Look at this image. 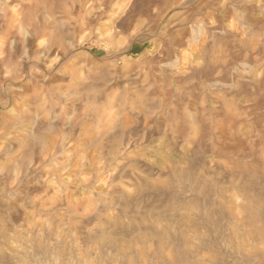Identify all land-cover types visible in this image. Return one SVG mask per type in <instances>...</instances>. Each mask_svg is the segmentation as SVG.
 <instances>
[{
	"label": "rangeland",
	"instance_id": "1",
	"mask_svg": "<svg viewBox=\"0 0 264 264\" xmlns=\"http://www.w3.org/2000/svg\"><path fill=\"white\" fill-rule=\"evenodd\" d=\"M11 1L0 264H264V123L227 80L264 81V0H206L190 18V0H161L127 32L131 0Z\"/></svg>",
	"mask_w": 264,
	"mask_h": 264
},
{
	"label": "bare ground",
	"instance_id": "2",
	"mask_svg": "<svg viewBox=\"0 0 264 264\" xmlns=\"http://www.w3.org/2000/svg\"><path fill=\"white\" fill-rule=\"evenodd\" d=\"M206 0H190V1H187V2H184L183 4L180 5V10L186 14L187 18H190L191 16L194 15V10L197 9V7H199V5L204 2ZM216 0H209V5L213 2H215ZM161 0H131V4H130V7H129V10L128 12L126 13V16L124 18H121L120 22H119V25L118 27L123 31V32H127L131 26L135 23L136 21V18H138L139 16H142V11H144V15H143V18L148 21V22H153L154 21V15L151 13V7L155 6V7H159V4H160ZM207 2V1H206ZM11 3H13V0L11 1ZM216 5V4H215ZM16 8V6L14 7ZM18 8V7H17ZM20 8H23L20 7ZM23 10H26V7L23 8ZM22 10V11H23ZM251 11V10H250ZM183 14V16H184ZM228 15V14H227ZM248 15V14H247ZM219 18V17H218ZM139 19V18H138ZM247 19V18H245ZM261 19V18H260ZM230 20V19H229ZM216 21V20H215ZM219 21V20H218ZM202 22V21H201ZM255 22V21H254ZM206 23V22H205ZM209 24V23H208ZM220 26H222L221 24H219ZM216 27V26H215ZM204 28L205 27H200L201 29V34L204 36V34L206 33H203L204 31ZM216 29V28H215ZM221 30V29H220ZM229 33V32H228ZM186 34V33H185ZM218 35V34H217ZM221 36V35H220ZM225 36V35H224ZM35 37H36V34L33 33V35L31 37H27L26 39V44L24 46L26 52H30L32 49H34V46H35ZM185 37V36H184ZM201 36L197 37L196 40L198 41L200 39ZM229 38V37H228ZM207 39V38H206ZM184 40V39H183ZM13 44L15 45V50H18L19 49V42H18V39L16 37L13 38ZM236 42V41H235ZM190 44V43H189ZM237 44V43H236ZM182 45H183V42H182ZM188 45V43H187ZM186 45V47H187ZM235 45V44H234ZM179 46V45H178ZM201 47V46H200ZM230 47V46H229ZM232 48V47H231ZM234 48V47H233ZM200 50V49H199ZM232 53V52H231ZM166 54V53H165ZM177 54V53H176ZM243 54V53H242ZM45 59L51 57V56H54V57H59L61 56L60 54L58 53H55L53 55V52L50 50L46 53L43 54ZM167 55V54H166ZM175 56V55H174ZM184 56L185 58L182 60L183 61V64L185 65L189 59H192L193 55L191 53H184ZM199 56V54H198ZM235 56V55H234ZM251 56V55H250ZM206 58V56H205ZM180 59H178L176 57L175 59V62H174V65L175 66H178L181 64L182 62ZM148 64V63H147ZM150 66V65H149ZM210 69V67H208ZM103 70V69H102ZM52 72V71H51ZM105 73V71H102V73ZM233 73V72H232ZM109 74V73H108ZM120 74V73H119ZM134 75V74H133ZM212 75V72L211 71H195L193 73V77L194 78H200V77H204V78H209L210 76ZM226 75V74H225ZM224 76V75H223ZM131 77V76H129ZM116 78V77H115ZM187 78V77H186ZM192 78V77H191ZM212 78V77H211ZM117 79V78H116ZM116 79H110V82L112 84H116L117 83V80ZM133 83L137 84L138 83V78H133ZM184 80V79H183ZM228 81L231 82L232 84V87H233V91L231 93L232 95V100L235 101L237 100L238 98H242V97H247L248 100L251 101V104H250V107L249 108V114L253 117V122L255 124L256 127H260V124L264 123V81H263L260 85H246V84H243L241 83L240 84V87H239V81L236 80L233 76H230L228 79ZM227 81V82H228ZM131 82V81H130ZM212 82V81H211ZM225 82V81H224ZM229 82V83H230ZM132 83V84H133ZM223 83V82H222ZM225 84V83H224ZM195 85V84H194ZM191 86V85H190ZM198 86V85H197ZM231 86V85H230ZM192 87V86H191ZM222 87V85H221ZM185 88V87H184ZM188 88V87H187ZM143 89V88H142ZM193 94V93H192ZM158 95V94H157ZM152 96V95H151ZM155 97V96H154ZM195 97V96H194ZM200 97V96H199ZM253 99H255V101L253 102ZM179 101V100H178ZM190 103V102H189ZM221 103V102H220ZM195 104V103H194ZM196 105V104H195ZM249 106V105H248ZM199 107V106H198ZM194 110V109H193ZM198 110V109H197ZM200 115V114H199ZM223 115V114H222ZM198 119V118H197ZM228 122V121H227ZM248 122V121H247ZM232 123V121H231ZM234 129H236L237 127V123L235 122L234 123ZM203 125V124H202ZM204 126V125H203ZM231 126V125H230ZM233 128V126H232ZM204 132L203 133H206L205 130H203ZM150 133H155L154 130L150 131ZM152 135V134H151ZM221 137L225 138L222 134H219ZM205 136V135H203ZM222 138V139H223ZM201 139V138H200ZM203 139V138H202ZM219 138H217L215 136V140L218 141ZM226 139V138H225ZM204 142V141H203ZM203 142L201 144H203ZM219 144V143H218ZM245 145V141L242 140V139H238L236 143H232V144H227V146L229 148H233V147H237L239 149H243ZM204 146V145H203ZM220 146V145H219ZM198 148V147H196ZM195 148V149H196ZM207 149V148H205ZM246 149V148H245ZM248 149V148H247ZM204 150V149H203ZM235 150V148H234ZM206 151V150H205ZM247 151V150H246ZM250 151V150H249ZM248 151V152H249ZM235 152V151H234ZM239 152V151H238ZM195 153V152H194ZM197 153V152H196ZM202 156V155H201ZM257 159V158H256ZM255 159V160H256ZM256 179V178H255ZM247 180V179H246ZM257 182V181H256Z\"/></svg>",
	"mask_w": 264,
	"mask_h": 264
}]
</instances>
